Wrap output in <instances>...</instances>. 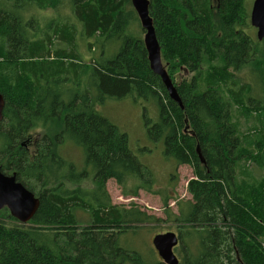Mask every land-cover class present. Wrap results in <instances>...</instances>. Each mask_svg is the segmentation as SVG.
I'll return each instance as SVG.
<instances>
[{
    "label": "trees",
    "instance_id": "16d2710c",
    "mask_svg": "<svg viewBox=\"0 0 264 264\" xmlns=\"http://www.w3.org/2000/svg\"><path fill=\"white\" fill-rule=\"evenodd\" d=\"M39 10H69L81 30L59 19L44 27ZM149 13L183 108L150 69L131 28V0H0V165L41 202L27 224L0 211V264H165L122 239L160 220L114 205L107 191L110 180L124 196L130 180L154 186L128 135L98 110L134 94L159 107L158 123L145 118L150 139L164 142L176 166L193 169L191 199L169 215L179 264H264V41L254 37L246 0H150ZM77 35L101 50L87 63ZM61 38L72 52L58 48ZM112 43L114 56L106 51ZM248 67L246 83L240 73ZM242 117L260 127L243 131ZM40 128L36 148L22 146ZM67 142L83 149L89 170L62 158ZM87 175L93 190L82 186Z\"/></svg>",
    "mask_w": 264,
    "mask_h": 264
},
{
    "label": "rangeland",
    "instance_id": "374dc122",
    "mask_svg": "<svg viewBox=\"0 0 264 264\" xmlns=\"http://www.w3.org/2000/svg\"><path fill=\"white\" fill-rule=\"evenodd\" d=\"M254 1L255 0H246L249 14L251 13ZM36 16L43 18V25L45 22L48 23V20L59 19L60 21H69L75 24L77 28L80 27L79 21L69 10H62L60 13L51 10H39L36 12ZM131 28L140 33V37L144 39L145 31L141 27L137 14L132 21ZM253 29L252 32L257 39V31L256 29L253 31ZM96 36L99 35L97 34ZM64 41L65 39L63 38L55 40L58 48L66 47L68 53L72 52L71 46H69L67 40L66 42ZM89 41L94 44L96 39L93 38ZM76 42L83 57V61L86 63L89 62L90 58L92 60L97 53L99 54L101 52L99 47L97 48L99 45L96 47L94 45L92 51H90L88 42L84 41L79 35L76 37ZM106 51L109 53L108 55L114 56L118 53L119 48L116 43H112L107 46ZM95 52L96 54L94 55ZM53 58H55V56H53ZM249 69L248 67L240 73V76L246 83H249L251 80ZM184 74L185 73L182 72L176 75L177 82L184 77ZM70 88L72 92L77 93V88L75 86H71ZM98 110L115 126L120 128L122 132L128 135L131 151L138 158L139 162L144 167L148 168L154 175V186L150 188V190L147 189V187L138 189L137 186L141 183L130 180L125 190L129 193V196H124L122 187L115 180H110L107 183V191L114 205L127 209H131L133 205H136L149 216H154L160 220L154 224H146L139 229L137 233L127 234L126 237L124 236L125 238H122L126 246L141 253L147 261H153L154 258L159 261L161 258L153 246V238L156 235L166 234L168 232L178 234V225L169 215L178 213V201L183 202L191 199L187 191V186L189 181L194 178L193 169L190 166H176L175 161L165 156L164 142L162 140L154 141L150 139L145 118L147 117L150 119L153 124L158 123L160 119L159 107L153 99L151 100L149 97L144 99L137 96V94L126 96L122 99L109 98L106 99L104 104L98 107ZM239 121L243 131L254 126L260 127V124L253 119L249 120L242 117L239 118ZM44 131L45 130L42 128L38 129L36 132L37 136H39L40 133L43 134ZM59 153L62 158L72 163L77 171L89 170L86 166L83 149L76 146L73 142H67L62 145ZM250 166L252 167V165ZM254 168H256V166H254ZM257 173L259 172L257 171ZM74 185L76 184L73 183L71 186ZM82 186L86 190H93L95 188L91 175H87V178L82 181ZM135 190H138L137 194H134ZM78 216H81L80 218L85 217L83 212H79Z\"/></svg>",
    "mask_w": 264,
    "mask_h": 264
},
{
    "label": "water",
    "instance_id": "95a60500",
    "mask_svg": "<svg viewBox=\"0 0 264 264\" xmlns=\"http://www.w3.org/2000/svg\"><path fill=\"white\" fill-rule=\"evenodd\" d=\"M145 31L144 45L148 53L151 71L160 77L171 100L180 105L182 102L178 91L172 82L161 57V47L156 35L153 19L149 13L150 0H131ZM250 23L257 30V40L264 41V0H255L250 13ZM5 99L0 93V123L3 121ZM40 198L17 180L16 173L6 175L0 165V211L7 209L10 215L21 224L29 223L40 207ZM153 246L159 257L165 264H179V258L175 249L180 246L178 234L168 232L156 235L153 238Z\"/></svg>",
    "mask_w": 264,
    "mask_h": 264
},
{
    "label": "flooded vegetation",
    "instance_id": "af4514ba",
    "mask_svg": "<svg viewBox=\"0 0 264 264\" xmlns=\"http://www.w3.org/2000/svg\"><path fill=\"white\" fill-rule=\"evenodd\" d=\"M39 136H37L36 132L34 134H31L30 137H29V139L22 146H24L25 148H36V144L39 141Z\"/></svg>",
    "mask_w": 264,
    "mask_h": 264
}]
</instances>
